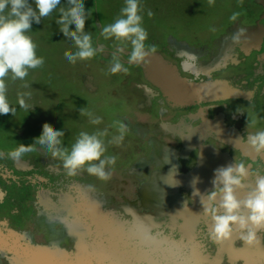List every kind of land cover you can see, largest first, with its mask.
<instances>
[{
  "label": "rangeland",
  "instance_id": "1",
  "mask_svg": "<svg viewBox=\"0 0 264 264\" xmlns=\"http://www.w3.org/2000/svg\"><path fill=\"white\" fill-rule=\"evenodd\" d=\"M262 1L264 2V0ZM65 2L66 0H61L62 4ZM84 5L86 9L92 11L91 16L85 21V31L92 35L93 46L102 48L103 52L97 53L90 60L77 61L75 64L67 61L64 52L66 50L74 52L76 49L73 42L67 40L59 31L55 23L58 11L53 12L49 17L42 18L40 24L33 23L32 30L28 33L37 45V55L44 58V65L29 70L26 81H8L7 98L10 105L15 108V113L14 115L11 113L0 114V192L2 194L0 199V224H2L0 225V237L9 232L8 230L19 233L27 232L32 235V244L47 246L49 243L44 238L43 230L37 229L35 225L38 212L45 211L49 218H57L59 206L62 205L65 209L68 207L61 199L65 197V200L74 202L81 208L83 205L90 207L88 211L85 210L84 216L89 231L100 236L101 244L104 245L109 238L117 240V253L119 252L120 256L124 257L126 255H123L124 251L119 250L120 245H127L126 248L134 247L137 251L149 247L140 242V230L143 227L139 228L140 225L137 222L142 219L144 212H153L154 206L151 207L144 203L145 198L152 197V194L145 196L140 188L141 182L147 183L151 177L150 173L161 169L162 165L150 161L152 148L147 141L150 136H154L159 141L167 143L173 141L175 144V138L160 131L158 126L166 121L174 122L176 118L174 116L161 118L157 115V110L164 108L171 112L170 110L183 108L173 105V102L168 100L167 82H162L159 75L154 73L167 70V68L154 54H160L167 62H172L177 66L179 59L166 47V36L170 35L174 39L186 41L190 45H200L214 39L223 26L231 21L237 20L239 24L244 25L253 23L263 7L261 4L255 3L254 0H215L211 6L208 4V0H141L142 26L148 33L145 45L146 47L154 46L155 52L147 57L146 62L139 64H129L127 55L121 56L124 67L128 71L111 74L108 72L112 64L111 53L118 45L112 39L105 40L100 32L102 26L112 23L120 14L124 0H84ZM149 10L153 12L151 17L147 15ZM234 15L235 19H233ZM262 23L264 24V19ZM70 27L74 29V25H70ZM259 61L258 66H252L262 72L258 73V84L250 82L243 85V89L253 93L254 103L252 106L243 103L247 112V114L245 113L246 117L241 121L234 122L236 126L243 127L245 130L247 118L256 119V126L248 129V132L264 129V95L257 94L261 85H264V59H259ZM153 62H157L158 65ZM177 70L182 76L193 78L190 74L187 75L179 69V66ZM193 79L201 80L196 77ZM259 80L263 82H259ZM25 82L30 85L29 88L22 87ZM134 83H144L153 91L155 96L151 104L145 107L138 105L143 98L140 95V90L134 88ZM96 87L99 88L97 94L94 92ZM22 92L31 93L28 100V103L33 105L31 109L26 110L19 106L18 94ZM227 103L229 106L235 105L232 109H238L240 106L234 102ZM213 104H217L218 109L221 108L220 102H213ZM81 107L87 108L94 115L101 117L102 122L98 125L90 124L87 116L79 115ZM123 118L129 120L131 124L144 126L147 131L145 136H141L139 132L137 134L128 128L125 139L119 147L107 145L105 155L117 157L115 165L108 169L111 176L108 181H101L86 172L68 177L61 162L53 160L50 155H44L38 145L36 146L37 150L25 153L20 157L31 164L28 170L18 169L8 154L20 143L31 144L33 138L41 133L42 124L45 122L64 131V136L60 139L62 145L70 149L71 144L74 143L81 131L91 133L108 128L109 136L105 138L107 143V139L116 134V129L110 126L116 121L123 122ZM209 143L222 151L229 152L234 160H244L246 164L250 163V167L253 169L257 166L264 167V154L251 161L247 157H242L237 149L224 145L215 138L209 139ZM175 145L178 146V144ZM143 159L150 162L140 173L132 171L131 168ZM182 163V170L185 171L193 164V158L189 161L182 160ZM76 186H80L81 190L85 191L80 197L75 194ZM180 193L183 195L177 203L180 206V212L162 209L165 211L162 213L155 210L158 211V214L153 215V221L143 215L145 219L150 220V224L155 222L154 226L148 228L149 231H145L149 232L147 235L156 242L163 241L164 238L181 240L184 245L187 244V250L194 251L196 258L200 256L203 259L204 264H214L215 258L219 264H245L244 256L230 257L229 255L230 250L239 251L245 246L238 237L239 233L233 232L229 247L226 244L225 247L222 242H216L209 237L210 228L207 221L210 218L204 214L197 217L191 225H186L183 213L187 209H184L192 207L194 202L184 191ZM40 195L46 196L45 204L38 202ZM184 201L185 206L182 207ZM91 208L95 209L91 210ZM66 210L68 212L69 207ZM174 213L178 216L173 215ZM59 222L51 230L57 236L62 229H66L63 227L62 221ZM106 224L108 225L106 226ZM119 231L120 233H118ZM78 236H80L79 233L77 234L73 230L64 234L65 238L64 241H61L62 243L60 242V248H63L66 254L79 251L78 245L81 244L78 241ZM83 237L82 240L85 241ZM24 241V239H20L22 245ZM257 244L264 250V233L258 234ZM117 248L109 254L114 256L113 252ZM4 250L5 252L0 249V264H19L16 253L5 248ZM48 251L55 252V249L49 247ZM110 258H108L109 260L99 259V262L114 261L122 264V262ZM125 264H129L128 260ZM252 264H264V260Z\"/></svg>",
  "mask_w": 264,
  "mask_h": 264
},
{
  "label": "clouds",
  "instance_id": "2",
  "mask_svg": "<svg viewBox=\"0 0 264 264\" xmlns=\"http://www.w3.org/2000/svg\"><path fill=\"white\" fill-rule=\"evenodd\" d=\"M215 0H208L213 5ZM58 11L55 20L59 31L67 40L73 42L75 51L66 50L64 57L75 64L77 61L92 59L102 48L94 47L92 35L85 31V21L91 16V9H86L84 0H0V114L14 115L13 108L7 98L8 81H26L29 70L40 68L44 65V58L37 55V45L28 34L32 24H40L42 18L49 17ZM141 0H124L120 14L112 23L101 27L100 35L105 40L115 41V50L111 53L112 64L108 69L111 74L120 71L127 72L121 56L127 55L129 64L146 62L147 57L155 52L154 46L145 45L148 38L146 29L142 26L143 17ZM151 17L153 12L149 10ZM235 19V15L233 16ZM74 25V29L70 27ZM244 30L239 29L233 39H239V34ZM130 49V50H129ZM22 87L29 88L25 82ZM30 92L18 94L19 106L31 109L28 103ZM238 112H242L237 109ZM79 115L87 116L89 123L98 125L101 117L84 107L79 108ZM256 119L247 118L245 132L247 144L258 156L264 154V129L248 132L256 126ZM110 127L116 129V134L109 136V129L94 132H79L70 149L62 145L63 130H58L51 124H42L41 133L33 138L31 144L20 143L9 151L13 158H20L23 154L37 150L53 160H59L68 177H74L81 172L95 176L101 181H108L111 166L116 163L115 155H105L107 145L119 147L128 132L127 124L116 121ZM254 177V186L245 184L249 177ZM194 177L192 183L198 182ZM212 188L201 194L193 188V196H198L202 204V213L210 218L211 227L209 237L216 242L229 239L233 232L239 233V239L247 245L258 242V234L264 233V167H250L244 160H234L227 166H220L214 170L211 181ZM248 187L242 198H238V190ZM218 198V199H217ZM185 206V201L183 207Z\"/></svg>",
  "mask_w": 264,
  "mask_h": 264
},
{
  "label": "bare ground",
  "instance_id": "3",
  "mask_svg": "<svg viewBox=\"0 0 264 264\" xmlns=\"http://www.w3.org/2000/svg\"><path fill=\"white\" fill-rule=\"evenodd\" d=\"M256 26L254 28H249L248 29V27H246L247 29H243L244 31L239 34V39L238 40H241V41L243 40L245 44H250V43L252 44V42L255 43L258 40L259 35L262 32L261 31V25L258 26V27H256ZM238 31H239V29H236V28L231 29L230 32L228 31L230 33V35L225 41L224 40L221 41V39H219L216 42V44H215L216 47H217L216 48V52H211L210 56H209V59L200 60V62L197 63V66L200 67V69L202 71L210 70V69H213V68L219 66L224 61V59L228 55V53L230 52V50L232 48L231 46H233V44H235V42L237 41V39H233V37L235 35H237ZM167 40H168L169 45L172 46V47H175L177 52L183 54L186 57L187 61H189V62H190V57H198V56L202 55V52H203L202 48L198 49V48H195L193 46H190L185 41L174 39L170 35H168ZM155 57L160 59L161 62H162V60L167 62L165 60V58L163 56H161L160 54H158V53L155 55ZM153 63L155 65H158L157 62H153ZM167 63L169 65H171L173 68H177V66L175 64H173L172 62H167ZM163 64H165V63H163ZM154 73H156V75H159V78L161 79L162 82H165V81L167 82V84L169 85V88L171 87V90L169 92H170V94L172 96V99L174 101H178V102H184V101L186 102V101H194V100H206V99L208 101L209 100L212 101V100L220 99L221 96H223L224 94H226L228 92L229 93L233 92L232 89H229L227 86H225V85H223L221 83H218V82L207 83L205 81V82L192 83V81H190L191 79L185 77L187 79L186 82H184L183 85H179L176 82V80L172 77V75L166 70H162L159 73L158 72H154ZM176 129L183 133L185 149H190L192 147H198L199 148V155H198V158H197L195 166L192 169L188 170V171H180L179 164H178V161L176 160L174 152L171 149H169V148H167L165 146L157 145L155 147L154 156L157 159H159V160H161L162 162L165 163V171L163 170L158 175H154L149 180V183L143 185L140 188V190H141V192L143 191V195H145V196L147 194H149V195L152 194V197L145 198L144 203L149 205V206H151V207L154 206L153 207L154 210H159L162 213L165 212L162 209H168V210L171 209L172 211L180 212V210H181L180 206L177 204L179 199L181 197H183V195H181L180 192L184 191L185 193H187L189 195V197L191 198V200H193V202H194L193 206L190 207V208H185L184 210H186V209L187 210L183 213V216H184V218L186 220V225L189 226V225L192 224V222L197 217H199L201 214H203L202 213L203 208H202V204L200 202L199 197L198 196H193V188L198 189L199 192L201 194H203L204 192H206V190L212 188L211 181L213 179L214 170L216 168L220 167V166H227L228 164L233 162V160L231 159V157L228 154H225V153H221L220 154L218 152V150L212 144L204 143L203 141H204V138L206 137V135L215 134V135L221 137L222 139H224V140H226V141H228V142H230V143H232L234 145L240 146L242 148V150H244L245 152L251 153L253 151L250 148V146L247 144V141L246 142H242L239 139L238 135L236 134L235 130L233 128L226 127L223 124L222 120L218 116L215 119H213V120L203 121L202 124L200 126L196 127V128H192L188 123H186V121L185 122H181L177 126ZM194 177H198L199 178L198 182L196 184L192 183ZM245 184L250 186V187L254 186V177L250 176L245 181ZM247 191H248V187H246V188H244L242 190H238V192H237L238 198H242ZM84 193H85V191L81 190V188H80L79 191H78V196L80 197ZM41 199L45 201L44 196H41ZM61 199H62V202H64L66 205H68V207L71 208V211H70L71 215L67 216L68 212H67L66 209L68 207L65 209L64 206L60 205L59 209H58V205H57V209H58L57 210L58 211L57 215H58V217L57 218H49L48 213H45V211L43 213L41 212L39 225L40 226L44 225V227L46 228L45 229L46 230V236H47L49 242L52 241V240H54L52 242H58L57 241L58 239H64L65 238V237H63L64 234H66V233H68V232L73 230V231H76L77 234L79 233L80 236H78V241L80 242L81 245L80 246L78 245L79 251L77 250V252L74 251L72 254H70L71 257H69V258L66 257V256L62 257V253L59 252L60 253L59 255H57L55 257H50L51 261H48L47 263L45 262V264H83L81 258L82 257H87L88 255H89V259L90 260H91V255H92V257L94 258L95 262L96 261L99 262V259L100 260L108 259L109 257H111L110 259H113V260L116 259L117 261L122 262V263L123 262L124 263L127 262L126 256L121 257L119 252L117 253V251H118V248H117L118 241L117 240L114 241L113 237H112L113 239L109 238L106 242L104 241L105 242V245H104V244H101L100 236H98L96 233H92L91 232L90 233L91 234L90 239L87 242L83 241L82 240L83 235L86 236V237L89 235L88 234V232H89L88 224H87L84 216H85V213H86L85 210L88 211V209H90V207L88 208L87 205H83V208H81L77 204H75L74 202H69L68 200H65V197L64 198L62 197ZM93 203H94V201H93ZM96 207H97V205H96ZM92 209L94 210L95 208H91V210ZM157 214H158V212H157ZM143 215L146 218H148L146 216V215H148L147 213H145ZM143 215H142V219H140L138 217L140 220L138 222L137 221L136 222H137V224L140 225L139 228L143 227V230L145 231L144 228L147 226V224L149 226L150 220L145 219L143 217ZM173 215H177V214L174 213ZM59 221H62L63 227L66 228V229L65 230L62 229L60 231L59 236H57V235L56 236H51V235H53V233L51 232L53 226L55 224L60 223ZM169 222H171V221H169ZM207 223H208V226L210 228L211 227V220L208 219ZM145 224H146V226H145ZM107 225L108 224H106V226ZM99 229H101V228H99ZM57 231H59V230H57ZM122 232H123V230H122ZM118 233H120V231ZM127 233H129V232H127ZM7 234H9V233H6V235ZM186 234H187V232H186ZM6 235H4V238H5ZM232 237L233 236H231L229 239H226V240L222 241L224 246L226 244V246L229 247V244H230V241H231ZM0 239H2V238H0ZM13 240H15V238ZM0 241L2 242V240H0ZM5 242L6 241L3 240V243H5ZM50 245H51V243H50ZM120 246L121 247H120L119 250L120 251H124V254H126V251L135 250L134 247H132L134 249H132L131 247L130 248H126V247H128L127 245H120ZM165 246L174 247L172 244H170V245L167 244ZM175 246L180 248L179 245L175 244ZM232 247H233V245H232ZM0 248H1V250L3 252H5V250H4L5 246H1ZM115 248H117V249L113 252L114 256H111L109 254V252H112V250L115 249ZM37 251H38L37 249L31 250V251L29 250L28 255H22L20 257L21 259H19V261H18L19 264H21V263L22 264H38L39 263V258L41 257L40 256L41 254H39ZM158 251L161 252V251H164V250L158 249L156 253H160ZM164 252H167V251H164ZM135 253H136V251H132L131 252L132 255H134ZM167 253H170V252H167ZM25 254H27V252ZM185 254H183V255H185ZM229 255H230V257H235L237 255L244 256L246 258L245 264H252L253 262L260 263L262 260H264V250L261 249V247H259V244H257V243H254L252 245L245 244L244 248L239 250V251H237V250H232L231 251L230 250L229 251ZM16 256H17V254H16ZM145 256L146 257H144V258H146V260H144L142 262H148L151 259V255L149 254V252L146 253ZM131 257H133V256H131ZM185 257H186V255H185ZM10 261H11V259H10ZM111 262H114V261H110V263L101 262V264H111ZM84 264H86V263L84 262ZM92 264H94V263H92Z\"/></svg>",
  "mask_w": 264,
  "mask_h": 264
},
{
  "label": "flooded vegetation",
  "instance_id": "4",
  "mask_svg": "<svg viewBox=\"0 0 264 264\" xmlns=\"http://www.w3.org/2000/svg\"><path fill=\"white\" fill-rule=\"evenodd\" d=\"M254 1H255V3L261 4V6L263 7L261 9V11L259 12V14H260L264 10V2L262 0H259V1L254 0ZM263 18H264V16L261 17L262 20H263ZM255 26L256 27L260 26L259 20L256 22L254 21L252 24H245V25L239 24V22L237 20H234V21H231L229 24L224 25L223 28L221 29V31L218 33V35L216 37H214V39L206 42L209 45L208 46L209 48L206 46H204V47L200 46L199 47V45H190L189 44L190 46H193V47L198 48V49L202 48V51H203L201 56L190 57V62L187 61L186 57L183 54L177 52L175 47H172L169 45L168 40H167L168 36H166V39H165L166 47L171 52H173L174 56L177 59H179L177 68L179 66V69H182V71L185 72V74H187V75L190 74L191 76H193V78L196 77L198 79H201L198 82H205L204 80H206L208 78H210V79L220 78V79L226 80L227 83L231 87H234V88H231L233 90L232 93L228 92V93L224 94L223 96H221L220 99H217V100H212V101H210V100L209 101L208 100H194V101H186V102L185 101L184 102L174 101L173 105H175V106L180 105L183 108H181V110H179V109H175L173 111L170 110L171 112H168L169 110L164 109V108H159L157 110V115H159L161 117L169 118L170 116L171 117L174 116L176 118L174 122L166 121L164 123L159 124L158 127H159L160 131L165 132L166 134H169L171 137H174L175 138V144H178V146H176L173 143V141H171V142L169 141V143H167V142H163V141H158V142L155 141L154 142V140H149V142L151 144H153V142H154V144L150 146L152 148V153L150 155V161H152V162L154 161L155 163H158V164L160 163L162 165L161 169H157L155 171H163V170L165 171V163L162 162L161 160L157 159L154 156L155 147L157 145L165 146L174 152L176 160L178 161V164H179L180 171H183L182 170V167H183L182 160L183 161H189L193 158V164L185 171H188L195 166L198 155H199V148L198 147H192L190 149H185L183 133L176 129L177 126L181 122L186 121V123H188L192 128H196V127L200 126L203 121L213 120L218 116L222 120L223 124L226 127L233 128L235 130L236 134L238 135L239 139L242 142L247 141V132H245L243 127L236 126L234 124V122L241 121L246 117L247 112H246V108H244L245 106L243 103H246V105H250V106H252L254 103V99L252 97L253 93H249L248 90L243 89V85L248 84L250 82H253V84H255V85L258 84L257 76L259 75L258 73H260L261 70L258 69L257 67H252V66H254V65L258 66L259 62H260L259 59H264V45L262 48H260L262 50L255 51L257 49V47L259 46L260 38L264 39V36H263L264 35V25H261L263 32H261L258 40L255 43L252 42V44L251 43L245 44L243 40H242L243 42L241 40H237L235 42V44H233L235 46H236V44L238 46L240 45L242 48L241 50L242 51L245 50L247 52H241V51L236 52L235 48L233 46H231L232 48H231L230 52L228 53V55L225 57L224 61L219 66H217L213 69H210V70H206V71H202L200 69V67L197 66V63H199L200 60H202V59H209L210 53L216 52V48H217L215 45L216 42L219 39H221V41H223V40L225 41L229 37V35H230L229 32L231 29H233V28L247 29L246 27H248V29H249V28H254ZM208 42H210V43H208ZM248 51H250V52L248 53ZM249 69H250V71H247ZM183 77L189 78L192 81H194V79L191 77H188V76H183ZM260 81L261 80H259V82ZM261 82H263V81H261ZM133 86H134V88H137L140 90L139 91L140 95L143 98L141 103L138 105H140L141 107L142 106L145 107L148 104L152 103V99L155 95H154L153 91L146 84L134 83ZM94 92L97 94L99 92V88L96 87ZM257 94H259L260 96L264 95V85H261V89ZM263 99H264V96H263ZM202 102H210L211 104L210 103H208V104L202 103ZM213 102H215V103L220 102L221 108L218 109L217 108L218 105L213 104ZM227 102H234V103L240 104L238 109L242 112H238L237 109H232V107L235 105L229 106V104ZM195 106H197V107L195 108ZM123 122L125 124H127L128 128H130L132 131L137 132V134H138V132L142 131L143 128H145V127L142 128V126L140 124H131L129 122V120H127L126 118H123ZM211 138H215L217 141L221 142L222 144L227 145V146H231L234 149H237L240 152L242 157H247L251 161H254L256 159V157L258 156L254 151L251 153L245 152L244 150H242V148L240 146L234 145V144L222 139L221 137H219L215 134L206 135L203 142L209 143V139H211ZM213 146L218 150V152L220 154L225 153L231 157L229 152L222 151L221 149H219L215 145H213ZM193 153H195V155H193ZM259 156H263V154H261ZM231 159H232V157H231ZM12 160H13V164L18 169L28 170L31 167L30 166L31 164L27 160H24L21 158H13V157H12ZM141 162H142V160L139 163H141ZM139 163H137V164H139ZM248 165L250 166V163H248ZM150 176H151L150 177V179H151L152 178L151 173H150ZM144 183L145 182H141V187H142V185L148 184L149 181H147V183H145V184ZM75 189H76L75 194L78 196V191L80 189V186H76ZM43 196H44V199L46 201V196L45 195H43ZM1 197H2V194L0 192V199H1ZM43 201L44 200L41 199V195H40L38 197V202L40 204H43V203L45 204V201L44 202ZM40 214H41V211L38 212V217H37V220L35 222V225L37 226V229L43 230L42 233L44 235V238L47 241H49L47 236H46V230H45L46 228L44 227V225L43 226L39 225ZM0 225H2V224H0ZM48 245L50 246V242Z\"/></svg>",
  "mask_w": 264,
  "mask_h": 264
},
{
  "label": "water",
  "instance_id": "5",
  "mask_svg": "<svg viewBox=\"0 0 264 264\" xmlns=\"http://www.w3.org/2000/svg\"><path fill=\"white\" fill-rule=\"evenodd\" d=\"M264 16V10L258 15V17L254 20L255 22L256 21H260V25H264L263 23H262V19H261V17H263ZM264 19V18H263ZM253 21V22H254ZM264 36V35H263ZM259 46L257 47V49L255 50V51H260V50H262V49H260V48H262L263 47V43H264V39L263 38H260V40H259ZM206 46V47H208L209 45L207 44V43H202V44H200L199 45V47L200 46ZM233 47L235 48V50H236V52H238V51H241V52H247V51H245V50H241L242 48H241V46L239 45H237L236 44V46L235 45H233ZM209 48V47H208ZM250 51H248V53H249ZM157 54V53H156ZM156 54H154V55H156ZM162 63H165V67L167 68V70L166 71H168L171 75H172V77L176 80V82L179 84V85H183V83L184 82H186V78L185 77H183L182 75H180V73H179V71L177 70L178 68H173L171 65H169L167 62H165V61H163L162 60ZM175 67V66H174ZM190 81H192V80H190ZM189 81V82H190ZM200 81V80H199ZM204 81H206L207 83H212V82H218V83H221V84H223V85H225V86H227L229 89H231V88H234V87H231L228 83H227V81L226 80H224V79H220V78H215V79H210V78H208V79H206V80H204ZM198 81H192V83H197ZM167 86H168V88H169V85L167 84ZM171 90V87L169 88V91ZM166 95H167V98H168V100H171L173 103H174V100L172 99V96H171V94H170V92L169 93H166ZM207 100V99H206ZM162 118V117H161ZM162 120H164V119H162ZM144 126H142V128H143ZM147 131V128H143V130L142 131H140L139 132V135H141V136H145V132ZM149 140H154V142L156 141V142H158L159 140L158 139H156V137H154V136H150L149 137ZM149 140L147 141V143L149 144V146H151V145H153L154 144V142H153V144H151L150 142H149ZM149 161L148 160H145V159H143L142 160V162L141 163H139V164H137V165H135V166H133L132 168H131V170L132 171H134V172H136V173H140L141 172V170L146 166V164L148 163ZM162 171H152L151 172V175H152V177L154 176V175H158L159 173H161ZM179 192V191H178ZM180 198V197H179ZM61 201V200H60ZM70 211H71V208L69 207V211H68V213H67V216L69 215H71L70 214ZM157 212L158 211H153V212H144V214L145 213H147L148 215H146L149 219H151L152 221H153V215L154 214H157ZM66 216V217H67ZM69 220V219H68ZM153 223H151V224H149V226L147 225L146 226V228H145V231H149L148 230V228H150L151 226H153L152 225ZM40 230V229H39ZM9 232V234H4V235H6L5 236V238H4V235L3 236H1L0 238H2V239H0V240H2V242L0 241V247L1 246H5V249H7L8 251H12L13 253H16L17 254V259H21L20 257L22 256V255H28V252H29V250L31 251V250H34V249H37L38 251V253L39 254H41L40 256V258H39V263L38 264H45V262L47 263L48 261H51L50 260V257H55V256H57V255H59L60 253H62V257H71V255L70 254H66L65 252H64V250H63V248H60V242L61 241H64V239H58L57 241L58 242H52V241H54V240H52V241H50V243H51V245L49 246V245H47V246H45V245H35V244H32V240H31V238H32V235H31V233H27V232H21V233H19V232H16V231H14V230H8ZM91 233V231H89L88 232V234H90ZM147 234H149V232H147ZM51 236H56V235H51ZM84 236V235H83ZM90 237H91V234L89 235V238H87L86 236H84L83 238H85V242H87L89 239H90ZM15 238V240H13ZM87 238V239H86ZM20 239H24L25 241H24V244L22 245L21 244V242H20ZM3 240H5L6 242L5 243H3ZM56 240V239H55ZM47 241V240H46ZM14 242V243H13ZM48 243H49V241H47ZM102 242V241H101ZM158 242H160L161 244H164V245H167V244H172L174 247H176L175 246V244L176 245H179V249H180V254L179 255H174V254H172V253H167V252H164V251H158V252H160V253H156L157 252V250H158V248H155V247H147V248H143V249H141V250H132V251H136V253L134 254V255H132L131 254V252L132 251H126V254H124V252H122L123 253V255H126L127 256V260H128V263L129 264H204L203 263V259H201L200 258V256H197L198 258H196L195 257V254H194V251L192 250V251H190V250H187V248H186V245H184L182 242H181V240H178V241H175V240H173V239H170V238H164V240L163 241H158ZM13 243V244H12ZM49 247H53L54 249H55V252H50V251H48V249H49ZM57 250V251H56ZM185 250V251H184ZM27 252V254H25ZM60 252V253H59ZM149 252V254L151 255V259L148 261V262H142V261H144V260H146V258H144V257H146L145 256V254L146 253H148ZM185 254L186 255V257H185V255H183V254ZM131 256H133V257H131ZM27 257V256H26ZM66 259V258H65ZM82 259V263L84 264V262L86 263V264H92V263H94L95 261H94V258L92 257V255H91V260L89 259V255L87 256V257H82L81 258ZM19 261V260H18ZM96 262H98V261H96ZM214 263L215 264H219V262L216 260V258L214 259ZM22 264V263H21ZM101 264V263H100ZM111 264H121V263H117V262H111ZM123 264V263H122ZM125 264V263H124Z\"/></svg>",
  "mask_w": 264,
  "mask_h": 264
},
{
  "label": "snow or ice",
  "instance_id": "6",
  "mask_svg": "<svg viewBox=\"0 0 264 264\" xmlns=\"http://www.w3.org/2000/svg\"><path fill=\"white\" fill-rule=\"evenodd\" d=\"M140 235H141L140 242L142 245L149 246V247H155L160 250L170 252L174 255L180 254V250L178 247L165 246L164 244H161L160 242L154 241V239L150 237L149 235H147V233L143 229L140 230ZM94 264H100V262H94Z\"/></svg>",
  "mask_w": 264,
  "mask_h": 264
}]
</instances>
